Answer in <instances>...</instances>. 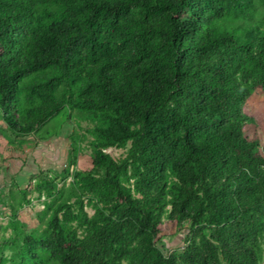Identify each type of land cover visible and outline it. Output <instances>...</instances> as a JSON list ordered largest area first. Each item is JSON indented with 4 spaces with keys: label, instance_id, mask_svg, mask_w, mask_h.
I'll list each match as a JSON object with an SVG mask.
<instances>
[{
    "label": "trees",
    "instance_id": "trees-1",
    "mask_svg": "<svg viewBox=\"0 0 264 264\" xmlns=\"http://www.w3.org/2000/svg\"><path fill=\"white\" fill-rule=\"evenodd\" d=\"M255 11L256 0H0L9 130L29 137L66 108L94 124L91 169L68 188L37 185L46 226L24 236L19 264L263 263L264 161L239 133L264 89ZM167 210L189 225L180 252L157 244Z\"/></svg>",
    "mask_w": 264,
    "mask_h": 264
},
{
    "label": "rangeland",
    "instance_id": "rangeland-1",
    "mask_svg": "<svg viewBox=\"0 0 264 264\" xmlns=\"http://www.w3.org/2000/svg\"><path fill=\"white\" fill-rule=\"evenodd\" d=\"M255 15V25L264 30V5L259 0ZM70 113L66 108L33 135L19 137L9 130L0 111V264H19L24 236L38 234L46 226L49 200L45 193L35 192L37 185L49 180L59 188H68L75 172L92 167L94 124L73 115L71 118ZM245 113V126L239 133L248 140L260 163L264 161V89H258L248 100ZM106 151L115 159L125 155L118 148ZM87 210L93 214L90 208ZM160 230L158 246L163 251L180 252L186 244L189 225L181 227L167 210Z\"/></svg>",
    "mask_w": 264,
    "mask_h": 264
}]
</instances>
